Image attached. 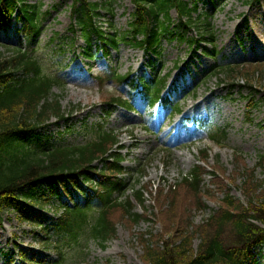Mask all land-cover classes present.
Segmentation results:
<instances>
[{
	"label": "rangeland",
	"instance_id": "rangeland-1",
	"mask_svg": "<svg viewBox=\"0 0 264 264\" xmlns=\"http://www.w3.org/2000/svg\"><path fill=\"white\" fill-rule=\"evenodd\" d=\"M27 2L40 4L42 11H48L41 21L42 28L32 45V53L41 60L44 72L60 81L52 93L58 96L62 108L75 107L68 120L52 116L47 125L36 132L44 137L43 140L80 144L89 139L91 126L103 125L105 129L115 130L124 147L123 165L129 183H135L139 171L145 174L139 182V186L147 191L145 201L143 207L136 205L134 211L141 213L143 209L147 211L145 218H153V221L141 220L133 225L120 210H113L110 218L116 224V233L106 241L104 248L85 236L79 245L72 242L65 246L62 242L64 258L58 264H145L142 237L148 239L150 234L155 246L157 239L176 230H185L186 224L198 226L216 210L215 199H220L222 194L215 192L209 176H205L202 189L211 187L214 198L206 202L208 208L197 209L196 198L191 191L184 190L179 180L181 174L187 173L200 158V150L205 147H209L208 169L217 171L218 179L235 198L245 200L242 184L248 182L247 173H252L254 182L264 181V168L257 166L258 156L264 155V73L258 80L259 74L255 72L250 87L244 80H228L223 75L216 78L206 72L212 66L222 67L226 62L264 59V0L254 4L248 0H198L196 14L209 16L214 46L202 43L200 48H193L187 41L164 34L160 35L151 54L148 50L131 48L120 42L106 56L99 51L91 60L82 55L85 43L81 39L80 26L71 13V0ZM110 10H100L96 24L108 29L110 22L120 32L128 29L134 11L131 0H111ZM169 16L170 22L175 23L177 14L174 10H170ZM19 27L20 24L13 20L9 46L17 45L19 33L16 29ZM195 32L196 29L191 28L187 34L193 36ZM0 36L5 35L1 33ZM88 40L94 42V36L89 34ZM21 44H24L22 40ZM211 48L215 51L211 52ZM1 52L10 54L4 48ZM105 69H114L118 74L145 73L146 76L159 70V77L167 76L164 93L172 95L171 101L179 113H172L158 104L147 107L138 94L119 87L112 80L105 79L101 85L98 77L104 78L101 72ZM114 92H121L132 101L133 111L116 108L110 115H105L102 98ZM203 96L207 99L195 105ZM253 96L255 108L250 110L247 100ZM189 105L191 107L187 108ZM199 121L225 127V146H215ZM172 185H176L177 192L174 191V213L168 218L163 210L168 209L167 202L171 201L172 193L166 190ZM55 189L57 194L50 192L47 183L39 187L38 194L48 203L44 207L28 204L23 199L20 201L27 209L29 221H21L15 210L5 212L0 226V264H23L16 246L27 258L38 253L42 258L45 255L49 260L58 259L53 248H46L48 252H44L37 241L40 226L55 222L58 216L55 207L63 202L70 203L61 186L56 185ZM67 190L74 201H84L70 185ZM165 230L167 233L164 234ZM140 234L144 235L141 237ZM198 241L197 236L192 238L193 249ZM254 253L258 263L264 264V246L255 247Z\"/></svg>",
	"mask_w": 264,
	"mask_h": 264
},
{
	"label": "trees",
	"instance_id": "trees-1",
	"mask_svg": "<svg viewBox=\"0 0 264 264\" xmlns=\"http://www.w3.org/2000/svg\"><path fill=\"white\" fill-rule=\"evenodd\" d=\"M71 1V13L80 26L81 37L86 44L83 54L87 59L92 58L93 51L101 50L107 54L120 42L148 50L151 54L160 35L164 34L197 47L202 41L213 44L209 16L196 14L198 0H131L134 5L132 20L129 28L122 32L110 22L107 23L108 29L96 24L100 10L111 11V0ZM248 1L254 4L261 0ZM170 10H174L178 16L176 23L170 22ZM47 13L42 11L40 4L29 3L27 0H0V33H4L6 38L5 41L0 36V226L9 209L15 210L21 221H29L27 209L20 205V201L23 199L28 204L43 207L47 202L38 194L39 187L47 183L50 192L57 194L55 186L59 185L73 205L67 202L60 204L58 210L61 213L51 228L40 226L38 241L45 247L56 246L60 253L61 240L77 243L78 237L87 233V238H92L103 248L106 241L116 233V224L110 218L111 211L120 210L133 225L141 220L153 221L151 217L145 218L147 211H134L136 205L143 207L145 201L147 191L139 186L145 174L140 171L135 183L128 184L121 164L123 158L118 134L113 130H106L99 125L91 126L89 139L81 144L43 140L44 137L36 132L45 127L52 116L61 120L75 110L74 106L62 108L58 96L52 93L58 80L42 70L40 59L30 49L40 35L41 21ZM13 17L21 25L16 32L24 40L25 47L8 45V31ZM191 28L196 29L198 38L188 36L187 32ZM89 34L94 36V42L89 43ZM1 48L10 51V54L4 55ZM255 72L259 74L256 79H261L264 59L255 58L228 63L224 67L216 66L210 74L216 78L223 75L228 80H244L251 87ZM103 74L107 78H115L120 86L138 92L149 105L157 101L166 107L170 104L169 98L161 94L165 79L157 78L155 72L150 76L142 74L139 78H133L129 73L118 75L108 69ZM121 96H109L105 99V105L110 109L114 105H123ZM225 138V131L219 128L210 133V139L217 144H222ZM207 158L208 149L201 150V161L205 162ZM257 166L264 168V155L258 156ZM205 172L204 166L196 164L191 172L181 175L179 180L184 190L191 191L196 198V208L203 210L207 206L199 193ZM211 175L214 177L215 174ZM247 175L248 182L242 184L245 200L234 198L221 180H214L216 190L223 196L218 199V208L195 228L186 224L185 230H176L167 237L163 235L157 239L155 246L150 240V234L148 239L140 234L141 243L145 244L142 246L144 263L258 264L251 249L255 245L264 244V181L254 182L252 173ZM67 185L79 192L84 202L74 201ZM175 188L176 185H173L166 190L172 193L171 201L167 202L168 209L163 210L168 218L174 213ZM95 205L98 210L92 214L91 208ZM49 229L56 234L59 243L53 241ZM195 236L199 241L196 249H193L192 238ZM18 251L23 263H55L40 258L38 253H33L29 259L20 249Z\"/></svg>",
	"mask_w": 264,
	"mask_h": 264
},
{
	"label": "bare ground",
	"instance_id": "bare-ground-1",
	"mask_svg": "<svg viewBox=\"0 0 264 264\" xmlns=\"http://www.w3.org/2000/svg\"><path fill=\"white\" fill-rule=\"evenodd\" d=\"M205 99H207V97L203 96L201 97L198 101H196L194 104L195 105H199L200 103H202ZM191 105H189L187 108H190Z\"/></svg>",
	"mask_w": 264,
	"mask_h": 264
}]
</instances>
